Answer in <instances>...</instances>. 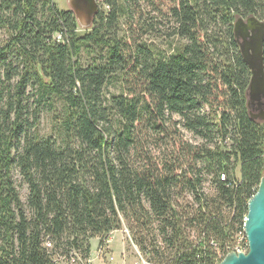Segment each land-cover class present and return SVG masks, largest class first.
<instances>
[{
    "label": "trees",
    "instance_id": "trees-1",
    "mask_svg": "<svg viewBox=\"0 0 264 264\" xmlns=\"http://www.w3.org/2000/svg\"><path fill=\"white\" fill-rule=\"evenodd\" d=\"M96 1L81 31L54 0H0V264L87 263L123 227L148 264H219L264 173L233 35L264 0Z\"/></svg>",
    "mask_w": 264,
    "mask_h": 264
},
{
    "label": "water",
    "instance_id": "water-1",
    "mask_svg": "<svg viewBox=\"0 0 264 264\" xmlns=\"http://www.w3.org/2000/svg\"><path fill=\"white\" fill-rule=\"evenodd\" d=\"M68 4L80 27L87 28L92 24L97 10L96 0H68ZM233 35L250 70L246 91L250 118L264 121V20L255 16L237 17L233 23ZM252 109L259 112L254 114ZM243 232L247 251H230L219 264H264V174L256 192L247 201Z\"/></svg>",
    "mask_w": 264,
    "mask_h": 264
},
{
    "label": "rangeland",
    "instance_id": "rangeland-1",
    "mask_svg": "<svg viewBox=\"0 0 264 264\" xmlns=\"http://www.w3.org/2000/svg\"><path fill=\"white\" fill-rule=\"evenodd\" d=\"M145 2V0H143ZM54 3L59 9H70L68 4V0H54ZM98 4V3H97ZM81 31H85L91 28V25L87 28L80 27ZM108 90L110 92H118V87L113 85L109 86ZM254 114L258 113V110H251ZM174 120H178L179 117L177 115L173 116ZM42 130L46 133L51 130V120L49 115H44L41 120ZM181 135L184 140L196 144L200 142L199 138L194 136L191 132L182 128L179 124H177ZM264 174V173H263ZM16 183L19 186L21 199L25 201L27 188L24 183H22L20 176L15 173ZM205 188L207 190L208 183H205ZM127 229V228H126ZM91 249H90V257L87 263L80 262L78 257H74L75 261L71 260L70 262L67 259L59 258L58 261L61 264H147L145 258H142V255L139 253V249L136 244L130 238L128 230H125L123 227L121 230H114L108 234V236L100 243V239L98 237L92 238Z\"/></svg>",
    "mask_w": 264,
    "mask_h": 264
},
{
    "label": "built area",
    "instance_id": "built-area-1",
    "mask_svg": "<svg viewBox=\"0 0 264 264\" xmlns=\"http://www.w3.org/2000/svg\"><path fill=\"white\" fill-rule=\"evenodd\" d=\"M125 230H127L125 228ZM243 245H244V240H242V236L239 237L234 249L232 251H235V252H242V248H243ZM148 264V263H147Z\"/></svg>",
    "mask_w": 264,
    "mask_h": 264
},
{
    "label": "bare ground",
    "instance_id": "bare-ground-1",
    "mask_svg": "<svg viewBox=\"0 0 264 264\" xmlns=\"http://www.w3.org/2000/svg\"><path fill=\"white\" fill-rule=\"evenodd\" d=\"M242 240H244L245 241V243L247 244V240H246V237H245V235L243 234V236H242ZM247 250L245 249V248H242V252H246Z\"/></svg>",
    "mask_w": 264,
    "mask_h": 264
}]
</instances>
